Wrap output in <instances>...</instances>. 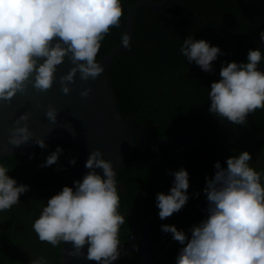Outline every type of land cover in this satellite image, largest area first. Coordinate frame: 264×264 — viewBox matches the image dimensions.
Instances as JSON below:
<instances>
[{"label":"clouds","instance_id":"obj_1","mask_svg":"<svg viewBox=\"0 0 264 264\" xmlns=\"http://www.w3.org/2000/svg\"><path fill=\"white\" fill-rule=\"evenodd\" d=\"M123 14V0H0V103L11 101L18 92L26 93L29 85L41 92L52 88L58 65L66 57L74 66L59 77L65 94L71 92L77 73L83 81L98 78L105 71L97 60L102 41L112 27L120 25ZM131 40L128 32L121 34L122 45L130 47ZM260 40L264 41V31ZM180 52L187 62L211 72L222 49L189 36ZM261 65V48H250L246 62H225L221 79L210 86L209 112L234 125H244L249 114L264 109ZM91 92L90 87L84 88L80 95L87 97ZM58 112L49 106L46 116L56 122ZM29 119L30 113L25 112L14 121L10 142L20 146L31 141L47 148L45 139L33 140ZM62 152L57 146L42 166L56 163ZM252 159V153L243 150L229 156L226 166L215 162L214 175L206 177V215L199 223L188 231L175 224L161 226L182 245L175 264H264V169L253 167ZM70 163L74 165L76 158ZM85 167L90 171L76 180L74 187L65 185L47 200L32 228L40 241L53 247L71 242L70 257L83 255L87 245L88 260L114 264L122 255L121 227L127 223L120 211L117 171L99 148L90 152ZM10 171L0 162V212L20 203L21 195L30 190V185L18 183ZM171 174L170 190L156 195L162 220L181 210L190 198L189 171L181 167ZM29 264L51 262L41 255L30 258Z\"/></svg>","mask_w":264,"mask_h":264},{"label":"trees","instance_id":"obj_2","mask_svg":"<svg viewBox=\"0 0 264 264\" xmlns=\"http://www.w3.org/2000/svg\"><path fill=\"white\" fill-rule=\"evenodd\" d=\"M138 2L123 0L120 25L112 27L102 41L98 61L121 44L129 11ZM261 31L264 0H171L167 11H138L131 46L107 69L119 112L127 118L139 116V122L154 137L190 135L216 155L222 118L209 112L211 83L221 79L219 73L225 62H246L250 48L264 51ZM189 36L206 39L222 49L213 61V71L206 72L195 62H187L181 54L183 40ZM233 126L229 156L248 150L253 155L251 165L264 169V109L249 114L244 125ZM47 145L0 160L11 168L9 174L18 183L30 185L20 203L0 212V264H29L30 258L41 255L51 264H60L62 244L53 247L40 241L32 224L47 200L63 186H70V161L75 157L77 144L61 141ZM57 146L63 148L59 160L42 166ZM181 167L190 173V198L181 210L163 220L158 216L154 221L151 251L158 257L157 264H175L182 247L171 233L162 231L163 224H175L188 231L205 217L207 200L203 189L206 177L214 175L215 168L201 164L185 145L161 150L135 140L117 174L123 186L120 211L126 215L127 223L121 227L122 255L114 264H139L141 227L159 213L156 195L170 190L174 180L171 172Z\"/></svg>","mask_w":264,"mask_h":264},{"label":"water","instance_id":"obj_3","mask_svg":"<svg viewBox=\"0 0 264 264\" xmlns=\"http://www.w3.org/2000/svg\"><path fill=\"white\" fill-rule=\"evenodd\" d=\"M170 2L171 0H164L162 3L139 0L130 9L124 29L132 38L130 43L134 38V18L137 12L140 10L167 11ZM128 48L121 43L103 57L100 62L105 71L95 80L90 78L88 81H83L77 73L70 93L65 94L62 91L59 80L61 75L69 72L74 66L71 59L66 57L58 65L57 79L52 88L41 92L33 85H29L26 93L18 92L11 101L0 103V160L40 147L31 141L15 146L9 140V129L14 126V121L21 114L28 112L30 113L28 124L34 133L33 140L43 138L46 143L65 141L77 144L76 163L72 168L70 182V186L73 187L76 180H82L84 175L90 171L85 167V163L91 151L96 148L101 149L104 158L113 161L118 174L129 157L136 139L161 150L185 145L193 151L201 164L209 168L214 167L216 161L225 164L231 151V130L234 127L233 123L226 118H222L219 148L217 154L214 155L200 140L190 135L154 137L139 122V116L127 118L119 112L116 95L107 76V69ZM260 67L264 70V65ZM89 87L92 89L91 94L82 97L80 92ZM49 106H54L59 110L56 122L50 121L46 116ZM97 171L102 172L101 169ZM118 187L123 189L120 183ZM158 216V213L151 216L141 227L137 251L139 264H157L158 257L151 251L150 230ZM71 247V242L62 244L60 264H98L96 261L87 259V245L84 247V254L78 257L68 255Z\"/></svg>","mask_w":264,"mask_h":264}]
</instances>
